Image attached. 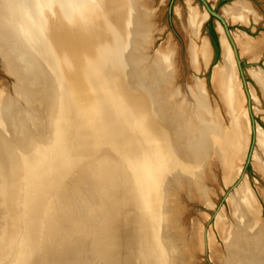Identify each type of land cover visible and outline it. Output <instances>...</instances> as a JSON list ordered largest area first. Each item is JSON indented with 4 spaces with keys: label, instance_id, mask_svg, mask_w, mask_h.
I'll use <instances>...</instances> for the list:
<instances>
[{
    "label": "crops",
    "instance_id": "1",
    "mask_svg": "<svg viewBox=\"0 0 264 264\" xmlns=\"http://www.w3.org/2000/svg\"><path fill=\"white\" fill-rule=\"evenodd\" d=\"M80 56L74 60L60 56H51L50 61L41 60L42 65L37 69L38 81H34L36 87L32 88L39 98L34 106L36 113H33L32 105L25 106L31 108L29 111L35 119L29 121L27 118L24 131L18 135H14L10 125L4 122L8 130L0 135V154L7 168L10 228L7 246L0 251V264L10 260L15 245L23 242L26 244L24 252H28L46 240L57 248L73 244L76 251L74 254L67 252L66 258L62 256L56 264H177L178 250L170 230L179 211L169 201L163 182L168 172L175 168L191 172L193 163L205 160V134L199 131L200 139L194 140L177 134V117L162 115L163 111L158 107L161 105L158 92L164 89L160 84L164 79L165 83L172 82L175 69L168 77L164 75L157 85L149 81L155 75L152 69H141L140 74L131 78L124 64L104 66L94 55ZM112 57L118 59V56ZM116 60L115 63H121ZM71 62L75 65L71 66ZM196 84L202 87V97H205L206 82L200 80ZM195 93L197 89L193 95ZM203 102L205 104V98ZM179 118L181 123L185 121L181 126L194 122L185 114ZM195 118L198 121L201 117ZM143 126H147L146 129ZM70 142L76 154L73 160L61 149L70 146ZM86 167L89 169L88 185L83 189L81 178L76 202L71 205L64 199L66 196H57L65 178L72 173V178L77 174L84 177ZM63 171L66 172L64 175ZM240 172L241 166L238 174ZM178 174L183 180L179 185L181 189L203 201L206 190V202L209 201L210 193L199 177L193 181ZM224 180L227 185L231 183L226 180L225 166ZM99 185L102 187L98 191L95 186ZM171 185L178 186V182L173 180ZM237 191L231 197L236 196ZM51 217L54 228L49 223ZM196 223H193L194 229L199 227ZM56 250L52 249L53 252Z\"/></svg>",
    "mask_w": 264,
    "mask_h": 264
},
{
    "label": "bare ground",
    "instance_id": "2",
    "mask_svg": "<svg viewBox=\"0 0 264 264\" xmlns=\"http://www.w3.org/2000/svg\"><path fill=\"white\" fill-rule=\"evenodd\" d=\"M141 1L140 0H0V58L3 64L5 65V67L7 69H10V72H13L15 75H17L18 82L19 84H21L20 87H18V89L20 91V94L22 95L23 100L26 101V103L29 106L31 105L33 106V102L36 103L37 105V103L39 102V98L37 94L34 95L33 97L30 96L31 89L34 86L33 83L36 80L32 77L34 76L37 78V69L39 70V67L42 65V61L45 60L48 61L49 57L51 56H64L65 54H67L66 51L67 41L71 42V44L74 46L75 49L79 50L78 47L81 48L77 52L74 51V53L72 54L74 56L72 58L73 60L75 58L77 59L80 55H84L85 58V56H89L91 54L96 56L104 64V66H109L110 63L115 67L117 64L119 65L124 64L125 67L129 69V75L132 78V75L135 74V72H137L138 70L136 71L135 69L130 67L128 60V55L130 54V51L128 53L127 51L128 47L132 46L134 49L136 48V50L138 48L140 49L141 48L139 47L140 42L141 41L143 42L144 40L147 39V35H148L147 33L152 28L151 24L153 26L155 25L153 22L150 23L153 17V11L151 10V6L149 2L148 1L141 2ZM188 6H189V17H188L189 30L191 31V33H193V35L197 37L204 21L207 20L206 18L209 14L207 15L206 13L204 14L200 12L198 7L193 6L192 0L188 1ZM225 10H226L225 11L226 17L228 19H231L234 23H241L248 25L249 19H253L256 22L260 17L258 16L259 14L255 12L256 10L252 7V5L247 1L245 2L236 1L232 6H228L227 9ZM222 27L223 26L221 25L220 27L221 30L219 29L221 32L220 39L222 46V61L214 67L212 84L215 91H217V93L219 94V97L225 107V110L230 119L229 120L230 124L228 125L223 124V122L219 119L218 114L213 110V108H211L207 104L206 95L205 97H202L204 96L202 87L196 84L197 86L195 87L197 88L195 89H197V93H195L194 95L196 101L194 113H196V115H199V117H201L200 118L201 120L199 119L197 121V119L194 118V120H192L194 122H192L190 125L184 124L183 126H179L178 134L184 137L185 136L189 137L190 139L194 140V139H200L199 131L202 130V133L204 132L205 134V159L209 158L211 153L218 152L217 149L213 150V144L216 143L220 148L221 162H223V165L225 166L226 180H228L229 183L234 181V179L237 177L236 175H238V169L240 163L243 161V156L247 151L246 146L249 137V126L246 116L247 114L246 108H244L243 105V96L240 90V86L238 84V79L235 77L234 59H233L234 51L233 48H231L232 45L229 40V37L227 36L225 29L224 27L223 28ZM152 31H153L152 33H154L153 29ZM149 37L150 36H148V38ZM233 38L235 40L237 47H240L243 53L244 52L251 53L257 56L258 54H261L264 51V35L258 39H255L250 37L248 34L240 31L239 33H233ZM174 51L175 50L173 49V45L171 44V42H168V45L163 44L161 48L156 51V54L154 56V60H155L154 65L152 67H150L149 65L145 66L147 67V69L151 68L155 74L152 75V77L149 79L151 83H156L158 85L159 81L161 79H164V75L168 77L170 72L173 73L172 70L175 69L173 62ZM32 52H36V56L33 57ZM144 52L145 51H143V53ZM112 56H118V59L117 57L113 58ZM190 56L193 60V64L196 67V69L197 68L200 69L202 64L209 65L210 64L209 62H211L212 60L211 59L212 48L210 42L207 39H205L202 42L201 46L199 47H197L195 44H192L190 50ZM38 58L42 60L41 63H40V59L38 60ZM79 58L81 59V56ZM115 60L116 61L120 60L121 63L120 62L115 63ZM142 60H145V58H142ZM72 62L70 64H72L71 66H74L75 63ZM76 64L81 65L80 63H76ZM49 65L50 66L52 65L51 62L49 63ZM138 65L139 64H137L136 66ZM90 70H92V68H90ZM160 72H162V74ZM103 78H106V75L105 77H102V79ZM255 78L264 93V73H258V74L255 73ZM37 81L38 80H36L35 83ZM85 82L88 81H84V83ZM165 82L166 81L164 79L163 83L160 84L161 88H166L167 85L171 84V82L169 83H165ZM63 83L64 82H62V84ZM96 85H99V83H97ZM34 87H36V85ZM139 93H137V95ZM141 94L145 95V93L143 92ZM26 98L29 99L26 100ZM204 98H205V104L203 102ZM116 99L117 98L115 97L114 101ZM128 105H129L128 107H130V104ZM14 106L19 107L21 106V104L12 103L11 100H9L8 98H6V96H4V93L0 89V135H2L6 130H8L6 126L4 127V122L6 123L9 122L8 119H11L13 117L12 113ZM188 113L186 112L185 116L187 115V117L189 116L190 118H193V115L190 116ZM27 115L28 117H30L29 121L34 118V115H32V113L30 112H28ZM31 116L33 117L31 118ZM141 116H144V114H141ZM21 118L24 119L23 116H21ZM202 119H203V125H202ZM11 121L12 122L17 121V119H12ZM130 122L135 123L134 121H130ZM183 122L185 121L183 120ZM10 124L11 123L9 122V125ZM199 126L202 128H200ZM135 127L137 126L134 125V129ZM10 128H11L10 129L11 132L14 135L19 134L18 131H14L12 124L10 125ZM127 147L128 146H126V148ZM256 150L257 153L262 154L261 156L262 158L260 156H256L255 165L264 173V129L260 126H258L256 129ZM8 158L6 160L8 161L9 164L10 159ZM4 164H5L4 159L2 157V154H0V196L2 194L1 196L2 201L0 200V228L1 225H3V229H7L6 235L0 238V251H3V249L7 246L9 228H10V202L8 199L9 196L7 198V194L9 193L8 191L9 183L7 179V168L5 167ZM127 180H129V178ZM135 181L136 179L134 180V182ZM241 185H242L241 188L238 191L236 190L238 192V193L236 192V196L233 195V197L230 199H232L231 201L235 203L236 209L238 210V214L245 217V220H247L245 222L246 223L245 228L247 229L248 226L255 225V222L253 221V218L251 216H253L254 218L256 217V211L258 210L257 209L258 207L256 200L245 179L243 180ZM170 186H172V188L175 186L176 189L180 188L179 185L178 186L170 185ZM206 199H207V192L205 190V201H204L205 204H207L208 202V201L206 202ZM170 206L171 204H169V207ZM4 208L8 212L7 216L3 214ZM240 215H238V217ZM218 217H219L218 220L216 219L217 228L220 229L222 227L223 217L222 216H218ZM195 230H196L195 236L198 235L201 237V235H203L201 234L202 232H200V230L202 229L199 228L198 226L195 228ZM199 233L201 235H199ZM200 237L197 239H200ZM263 242L264 241H261V239L259 238V233L251 234V235L250 233H245V235H242L241 237H236L230 243V253L233 262L235 264L262 263L264 261V244H262ZM210 250L212 257H215L217 255V250L213 246H210ZM182 263H185V261H182ZM177 264H181V262H177Z\"/></svg>",
    "mask_w": 264,
    "mask_h": 264
},
{
    "label": "rangeland",
    "instance_id": "3",
    "mask_svg": "<svg viewBox=\"0 0 264 264\" xmlns=\"http://www.w3.org/2000/svg\"><path fill=\"white\" fill-rule=\"evenodd\" d=\"M144 1H148L151 6L153 17L150 23L153 22L155 25L153 26L151 24L152 28L147 33V39L143 42H140V49L138 48L136 50V48L134 49L132 46L128 47V53L130 51L128 60L130 67L136 71L138 70L135 72V74L137 73L138 75L142 72L141 69H147V67H145L146 65H149L150 67L154 65V56L156 51L159 50L163 44L168 45V42H171L173 45V49L175 50L173 55L175 68L174 78L171 84L167 85L166 88L158 92L159 100L161 101V105L158 107L160 108L161 112L163 111L162 115L165 114V116H167L173 114V117H177L179 120L178 123L180 125L178 124V126L183 124V122L181 123L179 116L182 114L184 115L185 112H189L188 114L190 116L193 115L194 120L197 115L194 113L196 101L193 91L195 90L198 80H204L206 82L205 95L207 104L218 114L219 119L223 121L224 125L230 124V119L225 107L219 97V94L217 91H215L212 84V73L214 66L222 61V46L220 39V27L222 24L216 18L212 19L209 17L206 9L199 0H192L193 6L198 7L200 12L204 14L206 13L208 15L206 18L207 20L204 21L201 30L196 37L189 30V0H142L141 2ZM222 1L223 0H209V3L215 8L216 11L225 16L232 35L233 33H239L240 31L255 39H258L264 35V0H232L221 5ZM233 1L249 2L260 16L258 21L254 22L255 20L253 21L251 19L249 24L246 25L234 23L228 19L225 14V9H227L228 6H232L234 4ZM210 21H212V25L218 34L220 46L219 59L213 66L212 64L215 58V48L210 35ZM152 29L154 30V33H152ZM148 36L151 38H148ZM205 39L210 42L212 48V60L209 62L210 64L208 63L209 65L202 64L200 69L197 68L199 70H196V67L194 66L193 60L190 56L191 46L192 44H195L197 47H199ZM78 48L79 50L81 49L80 47ZM79 50L75 49L71 42L67 41V54L64 56L66 58H73L74 56L72 54L74 51L77 52ZM238 50L243 62V71L247 81L246 88L251 97V103L249 104L246 89L243 84L233 52L235 77L238 79V84L243 96V105L244 108H246V116L249 126V137L246 146L247 151L243 156V161L241 162L242 164L240 163V174L236 175L237 177L235 176L236 178L229 185L225 183L224 166L220 158L221 152L219 146L215 143L213 144V150L217 149V153H211L209 158L205 159L201 163H193L191 165V172L182 171L181 167L175 168L173 171L168 172L163 182L164 187H167L169 201L174 207L176 206L179 211L176 219H174V227H172L170 231L174 235L173 239L175 240L176 247L178 248L177 259H179L177 262H181V264H235L230 253V243L233 241V239L236 237H241L242 235H245V233H250V235L259 233V238L261 241H264V173L255 165V157L262 156V154L257 153L256 150V129L258 126L264 129V93L255 78V73H264V51L256 56L251 53H243L240 47H238ZM143 51L146 53H143ZM32 55L33 57L36 56V52H32ZM51 58L52 57H50V60ZM142 58H145V60H142ZM39 59L40 58H38V60ZM137 64L139 65L136 66ZM133 75L132 78H135L136 76L133 77ZM34 79L37 78L35 77ZM20 85L17 75H15L13 72H10V69L5 67L0 58V89L4 93V96L11 100L12 103L21 104V106H23H14L12 113L13 117L8 119V121L12 124L14 131H18V133L23 132L25 128V121L27 118H30L27 115L28 112H30V108H25L27 103L23 100L18 89ZM36 94V91L31 89L30 96L33 97ZM174 95L176 99L174 98ZM35 104L36 103L33 102L32 110H34V113H36V110L34 109ZM20 115L23 116L25 120L22 119ZM25 116L27 118H25ZM252 116L254 117V122L251 120ZM12 119H17V121L12 122ZM33 119H35V117ZM9 122H7V124H9ZM178 130L176 131L177 134L179 133ZM178 173L183 174L182 176L190 178L193 181L199 177V180H201L204 188H206L210 193L207 204H205L202 199L187 194L186 190L184 189H176L175 186L173 188L170 186L173 180L176 181V184L178 182V185L183 182V180L179 178ZM244 178L247 179L248 186L251 188L256 197V203L258 207L255 217L257 219L249 215L253 218L255 225H250L247 227V229L245 228V222L247 220H245V217L238 214L235 203H233L231 201L232 199H230L232 198L230 195H232L237 189H240ZM1 196L0 200L2 201ZM3 214L5 216L8 215V212L5 208ZM238 215L240 216L238 217ZM218 216L223 217L222 227L220 229L217 228L216 219L218 220ZM194 221H197L199 228L202 229L200 232H202L201 234L203 235L199 233L201 237L198 235L195 236L196 230L193 226ZM6 231L7 229H3V225H1L0 238L6 235ZM199 237L200 239H197ZM262 244H264V242ZM210 246H213L217 250V255L215 257H212ZM182 261H185V263H182Z\"/></svg>",
    "mask_w": 264,
    "mask_h": 264
},
{
    "label": "water",
    "instance_id": "4",
    "mask_svg": "<svg viewBox=\"0 0 264 264\" xmlns=\"http://www.w3.org/2000/svg\"><path fill=\"white\" fill-rule=\"evenodd\" d=\"M199 1L203 4L204 8L207 10L209 17L216 18L223 25V27L227 33V36L229 37V40L231 42V45H232V48L234 51L237 66H238L239 72L241 74L243 84H244L245 89H246L247 99H248L249 104H250L251 103V97H250L248 90L246 88L247 81H246L244 71H243V62H242V59L240 57L238 47H237L235 40L233 38V35H232L231 30H230L227 19L225 18V16L223 14H221L215 10V8L209 3V0H199ZM110 103H112V102L110 101ZM72 115H73V111H72ZM70 118H71V116H70ZM251 120L253 122L255 121L253 116H252ZM70 140H71V142H73L74 139L70 138ZM71 142H70V146L67 145L66 147L64 146L61 149H63L64 155L71 156L72 160H73V158L75 159L76 154L74 152L73 147H71V144H72ZM248 162H249V159H248ZM88 172H89V169H88V167H86L83 171V174H85L84 177H81V175L77 174L74 178H72V174H73L72 173L68 178H65V180H64L65 182L62 183L61 187L57 190L58 192H56L57 196H59L60 198H64V196H66L67 199L66 198H64V199L69 204L72 205L75 201L76 191H77V189L80 188L79 184H81V178L83 181V189L86 188L88 185V176H87ZM62 173L64 175L66 172L63 171ZM100 186L101 185L95 186L96 190L98 189V191H99ZM83 189H82V191H85ZM61 214H62V209H61L60 215ZM49 223L53 224V226L51 228H54V223H53L52 217H51ZM10 245H12V244H10ZM10 245H9V247H10ZM25 245L26 244H24L23 242L15 245V252L12 254V256L10 257V260L6 264H47L50 262H51L50 264H56L55 261L58 260V262H59L60 259L62 258V256H64V258H66L65 255H67V252L72 253V254H74V252H76L74 250L73 244H67L65 248H64V246L57 248L56 245H53V243H51L47 240L45 242L42 241L41 246H38L39 248L34 245L33 247L30 248V250L28 252H26V251L24 252ZM53 248L57 249L56 252L52 251ZM50 250L52 251L51 253L53 255L51 253H49ZM57 255H60V256L57 257Z\"/></svg>",
    "mask_w": 264,
    "mask_h": 264
},
{
    "label": "trees",
    "instance_id": "5",
    "mask_svg": "<svg viewBox=\"0 0 264 264\" xmlns=\"http://www.w3.org/2000/svg\"><path fill=\"white\" fill-rule=\"evenodd\" d=\"M230 1H232V0H223L222 3H221V5L226 4V3L230 2ZM211 18L212 19H215L214 17H211ZM209 24L211 25V27H210V35H211V38H212L213 46L215 48V58H214V62L212 64V66H213V65H215L217 63V61L219 59L220 46H219V41H218V34H217L214 26L212 25V21H210Z\"/></svg>",
    "mask_w": 264,
    "mask_h": 264
}]
</instances>
